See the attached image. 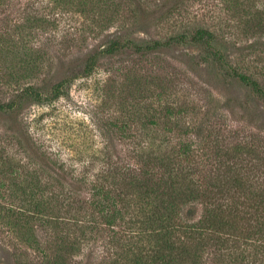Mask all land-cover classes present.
<instances>
[{
  "label": "rangeland",
  "instance_id": "1",
  "mask_svg": "<svg viewBox=\"0 0 264 264\" xmlns=\"http://www.w3.org/2000/svg\"><path fill=\"white\" fill-rule=\"evenodd\" d=\"M144 1L154 6L165 0ZM32 2L35 5L30 7ZM67 2L63 14L54 16L53 28L44 22L50 16L46 10L49 0L15 1L14 10L0 13V33L5 39L0 42V100L9 101L28 85L40 88L43 99L27 103L25 120L33 137L51 153L78 170L89 162L92 173L99 168L92 161L100 156L116 152L119 160L128 162L130 144L146 140L144 127L158 122L151 116L159 117L168 103H188L191 111L195 108L192 112L197 119L208 113V141L219 144L223 151L239 149L243 161L264 170V159H260L264 158V129L244 118L250 109L264 116V101L247 95L242 87L211 82L212 68L200 47H172L148 60L129 52L104 58L90 75L83 60L89 51L104 49L117 35L145 45L204 28L217 36L226 55L234 56L238 69L264 88V0L190 2L168 19L146 26L134 23L121 0H90L84 5L79 0ZM246 47L249 49L241 51ZM57 84H62L58 92L54 89ZM220 88L226 97L238 101L228 106L219 100ZM13 121L0 114V264H45L47 243L56 235L45 224L47 211L38 215L33 204L19 200L10 172L12 163L24 161V157L6 136ZM122 124L126 127L123 132L112 131L113 125ZM106 144H115L116 150H104ZM4 170L10 176L1 186ZM81 233H74L82 242L74 252L75 261L90 250L97 256L96 263L105 260L100 255L103 251L114 256L113 245L95 231H86L85 237ZM243 248L233 255L209 246L203 264H264L262 247Z\"/></svg>",
  "mask_w": 264,
  "mask_h": 264
},
{
  "label": "trees",
  "instance_id": "2",
  "mask_svg": "<svg viewBox=\"0 0 264 264\" xmlns=\"http://www.w3.org/2000/svg\"><path fill=\"white\" fill-rule=\"evenodd\" d=\"M15 1L20 0H0V13L14 10ZM79 1L84 5L90 0ZM121 1L134 23L146 26L157 25L188 3L201 0H165L154 6L144 0ZM68 4L67 0H49L46 10H50V16L44 19L45 25L53 28L57 21L54 16L63 14ZM34 5L30 3V7ZM4 40L0 33V42ZM187 44L200 47L208 58L211 82L242 87L247 95L264 101L261 83L241 72L234 56L226 55L217 36L204 28L145 45L117 35L104 49L85 54V72L92 74L104 58L129 52L148 60L164 49ZM211 82L208 84L213 86ZM55 88L58 92L62 84ZM218 94L228 106L238 101L226 97L221 88ZM42 99L40 88L28 85L9 101L0 100V114L14 120L6 136L24 157V161L12 163L10 172L19 200L33 204L38 215L47 211L45 224L56 235L47 243L45 264H203L209 246L233 255L255 244L264 249V170L243 161L239 149L223 151L219 144L208 141V113L197 119L195 108L192 112L188 103H168L159 117L151 116L158 122L144 127L147 139L130 144L128 162L119 160L116 152L100 156L92 161L99 166L92 173L89 162L78 170L33 137L25 120V107L30 101L38 103ZM244 118L264 129L263 113L246 110ZM114 128L123 132L126 127L113 125V132ZM109 149L115 151V144L104 146V150ZM7 172L1 174V186L7 184ZM76 230L82 232L80 237H85L86 231H95L101 240L113 245L114 256L110 258L103 251L100 255L105 260L96 263L97 256L90 250L75 261L74 252L82 243L74 235Z\"/></svg>",
  "mask_w": 264,
  "mask_h": 264
}]
</instances>
